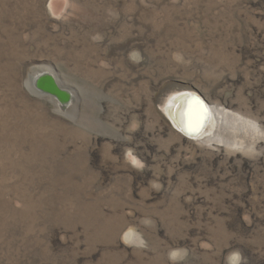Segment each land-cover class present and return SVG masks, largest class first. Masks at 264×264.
<instances>
[{
  "label": "rangeland",
  "instance_id": "rangeland-1",
  "mask_svg": "<svg viewBox=\"0 0 264 264\" xmlns=\"http://www.w3.org/2000/svg\"><path fill=\"white\" fill-rule=\"evenodd\" d=\"M0 264H264V0H0Z\"/></svg>",
  "mask_w": 264,
  "mask_h": 264
},
{
  "label": "bare ground",
  "instance_id": "bare-ground-1",
  "mask_svg": "<svg viewBox=\"0 0 264 264\" xmlns=\"http://www.w3.org/2000/svg\"><path fill=\"white\" fill-rule=\"evenodd\" d=\"M165 110L174 125L189 136L200 134L212 111L201 97L191 91L173 93L166 101Z\"/></svg>",
  "mask_w": 264,
  "mask_h": 264
}]
</instances>
